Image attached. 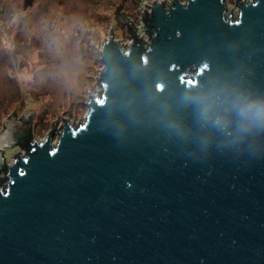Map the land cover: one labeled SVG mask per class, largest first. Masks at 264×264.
I'll return each instance as SVG.
<instances>
[{"label":"water","instance_id":"95a60500","mask_svg":"<svg viewBox=\"0 0 264 264\" xmlns=\"http://www.w3.org/2000/svg\"><path fill=\"white\" fill-rule=\"evenodd\" d=\"M147 3L114 10L133 39H104L82 124L0 129V264H264V119L236 106L264 104V0Z\"/></svg>","mask_w":264,"mask_h":264},{"label":"rangeland","instance_id":"374dc122","mask_svg":"<svg viewBox=\"0 0 264 264\" xmlns=\"http://www.w3.org/2000/svg\"><path fill=\"white\" fill-rule=\"evenodd\" d=\"M120 1L140 29L147 2L156 0H34L27 8L24 0H0V129L15 110L18 118L34 110L33 139L39 141L57 118L59 128L64 117L75 127L85 121L90 93L101 89L104 39L112 28L121 45L132 40L127 23L115 18ZM229 5L236 18V0ZM59 135L54 130L53 143ZM17 154H24L20 145L4 150L9 164Z\"/></svg>","mask_w":264,"mask_h":264},{"label":"clouds","instance_id":"9594fccd","mask_svg":"<svg viewBox=\"0 0 264 264\" xmlns=\"http://www.w3.org/2000/svg\"><path fill=\"white\" fill-rule=\"evenodd\" d=\"M236 106L239 114L245 118H250L257 122L264 119V104L259 101H237Z\"/></svg>","mask_w":264,"mask_h":264},{"label":"built area","instance_id":"2783aa9c","mask_svg":"<svg viewBox=\"0 0 264 264\" xmlns=\"http://www.w3.org/2000/svg\"><path fill=\"white\" fill-rule=\"evenodd\" d=\"M246 1V0H245ZM155 2V1H154ZM154 2H151V4L152 3H154ZM226 4H227V11H226V14L227 15H229L228 13H229V0H226ZM238 7V8H237ZM236 8H237V16H238V13H239V6H238V4L236 3ZM149 11L148 12H151V5L149 4ZM145 26L146 25H144V27L143 28H145ZM139 28V27H138ZM143 37V36H142ZM144 38V40L145 41H149V34H148V32H147V36L146 37H143ZM133 39V38H132ZM132 42V40L127 44V46L130 44ZM121 45V44H120ZM122 47H124L125 45H121Z\"/></svg>","mask_w":264,"mask_h":264},{"label":"trees","instance_id":"16d2710c","mask_svg":"<svg viewBox=\"0 0 264 264\" xmlns=\"http://www.w3.org/2000/svg\"><path fill=\"white\" fill-rule=\"evenodd\" d=\"M144 19L147 21L145 15H144ZM132 25L134 26L133 23H132ZM20 120H22L24 123L28 124L31 127V129L33 128L32 122L27 117H25V116L20 117ZM32 131H33V129H32ZM14 145H18V144H14ZM6 171H7V169L5 168L4 174H6Z\"/></svg>","mask_w":264,"mask_h":264},{"label":"flooded vegetation","instance_id":"af4514ba","mask_svg":"<svg viewBox=\"0 0 264 264\" xmlns=\"http://www.w3.org/2000/svg\"><path fill=\"white\" fill-rule=\"evenodd\" d=\"M122 16V15H121ZM118 17H120V14H118ZM120 20H122L121 18H120ZM123 21V20H122ZM128 24H126V26H127Z\"/></svg>","mask_w":264,"mask_h":264}]
</instances>
